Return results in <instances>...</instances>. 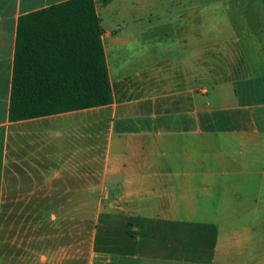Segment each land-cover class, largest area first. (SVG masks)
Returning a JSON list of instances; mask_svg holds the SVG:
<instances>
[{
    "label": "crops",
    "instance_id": "0c3cea01",
    "mask_svg": "<svg viewBox=\"0 0 264 264\" xmlns=\"http://www.w3.org/2000/svg\"><path fill=\"white\" fill-rule=\"evenodd\" d=\"M60 1L0 0V264H81L75 225L4 223L77 199L98 200L84 264H264V0L227 39L101 27L111 102L10 121L17 17Z\"/></svg>",
    "mask_w": 264,
    "mask_h": 264
},
{
    "label": "trees",
    "instance_id": "16d2710c",
    "mask_svg": "<svg viewBox=\"0 0 264 264\" xmlns=\"http://www.w3.org/2000/svg\"><path fill=\"white\" fill-rule=\"evenodd\" d=\"M95 1L63 0L17 17L10 121L111 102Z\"/></svg>",
    "mask_w": 264,
    "mask_h": 264
},
{
    "label": "rangeland",
    "instance_id": "374dc122",
    "mask_svg": "<svg viewBox=\"0 0 264 264\" xmlns=\"http://www.w3.org/2000/svg\"><path fill=\"white\" fill-rule=\"evenodd\" d=\"M255 1L258 0H111L101 5L96 0L95 4L103 29L112 26L115 29L118 28L120 32L140 29L160 32L169 31L175 27L176 32L191 33L194 37L199 35L227 39L241 35L244 30L249 32L254 28H261L260 24L252 20L249 10V6ZM48 201L50 208L59 206L63 214L41 215L38 213L40 204L32 205L31 200L27 202L18 200L16 210L21 214L6 216L4 223L16 224L17 242L19 243L25 232L24 229H29L30 233L34 225L40 224V220L47 224L46 219L48 218L49 229L52 233L56 232L52 230L55 224L64 226V228L75 225V234H79L81 239V264H84L87 259V245L90 233L93 231L94 210L98 200ZM25 212L28 213L25 214ZM10 232L13 233L12 230ZM59 233H67V231L61 230ZM5 234H8V231ZM55 242V239L54 241L50 239L52 245H55ZM4 249L7 250L5 247ZM16 250L17 258L11 254V259H6L5 264H15V262L24 264V247L20 246Z\"/></svg>",
    "mask_w": 264,
    "mask_h": 264
},
{
    "label": "bare ground",
    "instance_id": "6f19581e",
    "mask_svg": "<svg viewBox=\"0 0 264 264\" xmlns=\"http://www.w3.org/2000/svg\"><path fill=\"white\" fill-rule=\"evenodd\" d=\"M104 186V185H103Z\"/></svg>",
    "mask_w": 264,
    "mask_h": 264
}]
</instances>
